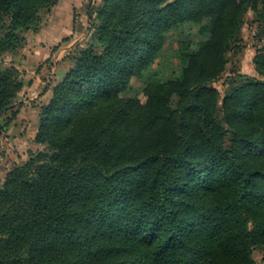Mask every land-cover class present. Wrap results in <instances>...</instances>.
Returning a JSON list of instances; mask_svg holds the SVG:
<instances>
[{"label":"trees","instance_id":"obj_1","mask_svg":"<svg viewBox=\"0 0 264 264\" xmlns=\"http://www.w3.org/2000/svg\"><path fill=\"white\" fill-rule=\"evenodd\" d=\"M57 1L0 0V58ZM248 10L264 33V0L103 1L89 44L41 107L44 149L0 181V264H254L264 80L230 71L222 92L211 86ZM186 21L209 39L184 44L176 77L152 83L143 105L119 100L158 38ZM253 63L264 76V46ZM22 88L16 68L0 69V118Z\"/></svg>","mask_w":264,"mask_h":264},{"label":"rangeland","instance_id":"obj_2","mask_svg":"<svg viewBox=\"0 0 264 264\" xmlns=\"http://www.w3.org/2000/svg\"><path fill=\"white\" fill-rule=\"evenodd\" d=\"M104 0H58L40 14L35 29L23 32V42L14 53L0 58V69L16 68L23 88L12 108L0 118V181L3 176L29 160V154L44 149L34 139L40 124L41 107L47 104L53 90L74 66V56L86 48L91 39L92 16ZM236 33V47L225 54L228 60L222 77L211 84L222 92L230 71L264 80L254 69V57L264 46L262 23L248 10ZM210 34L190 21L183 22L158 39L161 48L153 63L141 77L133 76L117 98L143 105L149 86L157 81L173 80L181 69L178 51L184 44L208 40ZM177 98L173 96L170 105ZM133 105V106H134ZM105 108L107 106H104ZM254 264H264V250L254 247Z\"/></svg>","mask_w":264,"mask_h":264}]
</instances>
